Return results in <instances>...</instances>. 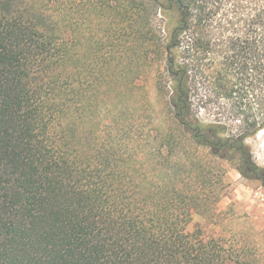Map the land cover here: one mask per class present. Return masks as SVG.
I'll use <instances>...</instances> for the list:
<instances>
[{
	"label": "trees",
	"instance_id": "1",
	"mask_svg": "<svg viewBox=\"0 0 264 264\" xmlns=\"http://www.w3.org/2000/svg\"><path fill=\"white\" fill-rule=\"evenodd\" d=\"M156 57L174 109L164 156L126 102ZM245 86L255 133L264 0H0V264H264L240 232H187L194 212L225 220L207 169L228 153L252 164L244 133L219 135ZM185 143L196 162L177 156Z\"/></svg>",
	"mask_w": 264,
	"mask_h": 264
},
{
	"label": "rangeland",
	"instance_id": "2",
	"mask_svg": "<svg viewBox=\"0 0 264 264\" xmlns=\"http://www.w3.org/2000/svg\"><path fill=\"white\" fill-rule=\"evenodd\" d=\"M158 58L156 57V63L148 73H143L136 81L139 88L136 89L133 96H128L126 102L128 106L135 109V112L132 110L135 113L132 129L139 133H143V129L144 131L149 130L151 137L154 138L155 146L159 145L160 153L164 156L166 154L164 148L166 142L160 138L157 131L169 130L168 128L172 125L174 109L170 104L172 95L170 77L166 72L164 61L162 59L158 61ZM244 91L246 95L236 100V102H241L242 112L238 116L239 119L235 121V127L218 133L221 136L244 133L245 143L250 149L252 165L257 167V171L252 174L241 173L237 169L238 164L233 153L227 154L230 161L222 160L217 171L215 167L209 166L211 169H207V173L211 176L210 180L221 187L218 199L216 198L211 209L217 213L220 212L225 220L218 223L209 222L207 218L194 212L192 220L187 226V232H193L197 225H201L207 234L240 232L246 241L264 248V178L262 177L264 171V128L255 133L244 132L246 128L244 121L247 117L256 114L257 105L255 102L257 101L254 94L257 90L245 86L243 90H240V94H243ZM201 104V102L197 103L196 100L195 110L198 112L202 128L206 131L207 125L215 120V116L206 109L211 103L207 104L206 108ZM248 106L251 107L250 110H247ZM245 108L246 111L244 112ZM248 114L249 116L246 117ZM185 145L187 146L179 145L176 148L177 156H180L181 161H185V156H188V158L193 159L192 162H196L188 143ZM199 150L207 152L203 148ZM177 165L176 161L170 163L174 169Z\"/></svg>",
	"mask_w": 264,
	"mask_h": 264
},
{
	"label": "flooded vegetation",
	"instance_id": "3",
	"mask_svg": "<svg viewBox=\"0 0 264 264\" xmlns=\"http://www.w3.org/2000/svg\"><path fill=\"white\" fill-rule=\"evenodd\" d=\"M240 165H242L245 168V172L247 174H252V173L257 171V167L255 165L254 166L252 164H247V165L246 164H240ZM262 177L264 178V171L262 172Z\"/></svg>",
	"mask_w": 264,
	"mask_h": 264
}]
</instances>
